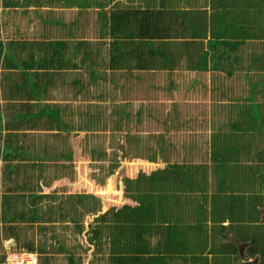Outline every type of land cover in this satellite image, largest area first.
<instances>
[{"label":"crops","instance_id":"crops-1","mask_svg":"<svg viewBox=\"0 0 264 264\" xmlns=\"http://www.w3.org/2000/svg\"><path fill=\"white\" fill-rule=\"evenodd\" d=\"M112 10L129 14L134 24L119 21L121 23L118 22L111 30L109 14ZM218 10H222L221 6L218 9L212 0H0V264H8L5 260L11 253L35 256L36 264H54V255L58 253L67 260V264H71V259L75 258L73 252H65L63 246L54 245L58 242L57 235L63 234L61 226L65 225L58 221L70 218L59 212L67 210L64 201H70L75 210L81 212L83 201L80 204L79 200L83 194L76 186L83 177L82 166L90 168L89 164L94 167L93 164L99 165L101 162L99 157L93 155L82 157L76 154L75 148L85 146V142L90 141L85 133L100 129V115L103 112L106 111L109 121L110 116L114 118L117 115L113 114L112 109L119 108L125 113V108L129 107L125 98L118 94L117 85L129 83L134 88L131 96L134 95L135 100L132 103L129 101L130 106L141 102L146 96L151 100H164L168 94L173 98L188 100L208 98L207 104L211 107L209 118H199L197 125L193 117L195 124L192 128H186V122L181 117L182 109L177 102H173V110L169 113L157 109V113L166 117L170 115L171 119H161L154 129L145 125L133 129V124L127 127L122 125L118 129L114 126L109 128L107 124L103 126L102 131L122 132L127 138L150 135L149 148H153L155 137L162 140L160 146L164 148L178 146L181 149L180 161L167 160V151L156 152L158 155H153L150 160L135 157L138 160L135 164L139 165L136 168L145 175L155 171L157 177L163 174L168 177L173 173L176 169L170 167L172 164L210 165L212 133L219 132L228 139L227 133L234 131L226 127L225 121L228 104L234 103L229 90L235 91L236 96L249 95L251 100L256 98L264 103V92L260 91L262 86L255 81L250 62L245 64V68H248L245 74L249 75L247 81L245 74L243 79L233 75L232 79L238 80L237 84L233 80L226 84L222 76H217L219 73L228 76L223 67H216L214 52L221 51L223 47L219 41L223 43L225 38L230 37L225 35L226 29L239 28L241 24H235L232 12ZM136 32L143 34V37H138ZM131 33L136 36H129ZM217 34L219 41L215 38ZM254 41L245 38L238 42L235 53L240 58L234 64L233 71L242 65L239 48L242 50L243 46L250 44L252 47ZM213 42L216 43L214 47L211 46ZM133 52L138 57V63L137 58L132 59ZM213 76H217V79L214 80ZM201 111L204 112L203 109ZM88 118L98 120V124L83 125ZM126 122L129 123V120ZM168 132L178 136L176 142L163 137ZM240 132L244 134L239 136L237 142L247 139L251 140L253 146L264 145V138L258 135L257 124L249 118L243 117L236 133ZM123 141L124 144V138ZM200 143L206 144L208 149L203 151V158L197 159ZM149 153L152 155V152ZM247 158L238 155L236 162L250 164L254 161L251 154ZM74 162L78 163L80 171L74 168ZM129 168L126 165L125 176L130 173ZM207 168L206 177L210 180L212 169L210 166ZM157 183L156 189L146 188L140 193L146 192L152 196L154 192L158 194V199L159 196H171L173 201L169 204L174 202L173 206L184 203L180 194H188L191 195V202L189 197H184L188 212L184 217L176 214L161 223L154 220V225L168 228L160 229V233L150 232V243L163 235L170 237L167 232L171 237H177L178 226L190 228L197 225L202 226L204 231L199 236L205 237V240L209 237V242L213 240L223 245L246 243L241 237L242 233L238 234L235 230L231 233L225 227L227 219L211 220L209 198L205 199V203L198 198L205 212L203 218L198 217L190 214L191 210H195L192 205L194 194H199L198 191L188 189L183 192L178 187L165 186L164 181ZM205 192L209 193V189ZM31 194L36 197H31ZM59 194L64 195L63 199L54 196ZM121 194V201L115 204L110 202L109 207L113 210L122 203L134 204L123 192ZM177 199H180L179 202ZM51 200L56 202L52 203ZM104 209L106 212L110 210L107 205ZM52 211L58 212L57 219L60 220L52 219L56 218ZM105 215L108 221L106 225L112 224V219L108 220L109 214ZM73 225L77 227L78 222ZM190 233L188 230V236L185 234L184 239L187 240ZM102 237L110 239L107 235ZM171 241L177 243L179 240ZM52 244L59 249L58 253L51 250ZM170 248L167 252H161V257L169 260L165 264H179L182 260L188 264L187 261H191L189 253H181L179 248L175 250L173 246ZM208 250L205 246L200 252L202 264H206V259L211 257V254H207ZM186 251H189L188 246ZM142 255L145 258L148 253L143 252Z\"/></svg>","mask_w":264,"mask_h":264},{"label":"rangeland","instance_id":"rangeland-1","mask_svg":"<svg viewBox=\"0 0 264 264\" xmlns=\"http://www.w3.org/2000/svg\"><path fill=\"white\" fill-rule=\"evenodd\" d=\"M239 52L241 56L243 57L242 65H239V67H236L237 70L235 69V71H233L230 76L225 77V73L217 74L218 77L222 76L224 80H226V84L228 83V81H232V80L235 83L238 82V80L232 79L233 75H236L238 79L240 77H242L243 79V74H245L248 71V68H245V64L247 65V63L249 62L248 53L251 52V45L243 46L242 50L240 47ZM217 76L216 78H214L213 76L214 80L217 79ZM206 80H208V77H206ZM120 85H117L116 88L117 89L119 88L118 94L122 96L123 98H125V100L128 102L127 105L129 107L125 108L126 112L125 113L122 112V110H120L119 108L112 109L113 114H117V115H115L114 118L110 116L109 121H108V114H105L106 111L103 112L102 116L100 115L101 117L99 121V125L101 126L100 129H98V131H95V132L85 133L86 136L87 135L89 136L90 141L85 142V146H82V143H81L80 146L82 147L75 148L76 154H79L82 157H92L91 155H93L94 157H99L101 162L99 163V165L93 164L94 167L91 166V164H89L90 168L89 167L87 168L84 164H83L84 166H82L83 172L81 173H83V177H82V180L77 182L78 185L76 186V188L80 189L83 194L82 198L79 200L80 204H81V201H83V204L81 205L82 207L81 212L75 210V206L70 201H64V202L62 201L63 203H67V205H65L67 207V210H63V211L60 210L59 214L60 215L64 214L66 215V217H70L73 220H71L70 218L69 219L67 218L68 220L66 218H63L62 219L63 221H58L59 223L65 224V225L61 226L60 228L62 229L63 234L57 235L56 233L58 242L54 243V245L63 246V248H65V252L70 251L74 253L75 258L71 259V264H112L111 263L112 255L109 256L110 254H112L111 251L115 249L118 252V250L121 248L120 245L122 246L123 243L115 239V238H119V233L116 230L112 228L110 229L108 226H106V221H107L106 216H105L106 210L105 209L102 210V208H105V205H107V207L109 208L110 202L112 204H115L121 201L122 199L120 197V194L122 192L127 199L136 198L133 201L134 205H130L126 203H122L120 205V208L122 209H119L120 212L117 216L120 219L125 217L123 220L126 221V223H130V219L132 220L135 218V215H136L135 212L141 211L140 209H137V208H141V207H137L136 205L139 203H141L140 205L142 206V210L147 211V212H144V211L141 212L142 215H144L145 213V216L147 214H150V216L151 215L156 216L157 215L156 208L158 209L162 208L165 210L167 209L169 211L170 208H172L173 210L174 209L173 207H175L173 206V203L172 205L169 204L170 201H173L171 200L172 198L171 196H168V195L159 196L160 199H158L157 198L158 194H154V192L151 193L152 194L151 196L150 194H146V192L140 193V190L142 189H132V190L129 189L130 191L129 190L125 191L121 187L122 181L124 180L123 177L125 176L124 173H125L126 165L130 166L129 175H132L133 172H137L136 170H138V168H136L135 166H139V165L135 164L138 161L136 158L150 160L151 153L149 152H152V149L156 147L154 146L156 145V143L160 145V143L158 142L159 138L158 139L157 137L153 138V142H154L153 148L152 147L149 148L147 147V145L149 141L151 140L150 135L143 136V137L132 135L131 138H127V136H125L124 133L122 132L114 133L109 130L102 131L103 126L107 124V127L109 126V128L114 126L116 129H118L120 126L122 127V125L127 127L129 124L131 125L133 124L132 125L133 129H138L137 127L142 128L144 125L146 126V128L154 129L156 128L155 124H160L161 119H165V120L171 119L170 115L166 117L165 115L163 116L161 113H157L158 112L157 109L159 110V108H161L162 110H164V112L169 113L170 111L173 110V107H172L173 102L175 103L177 102V105L179 103V106L181 107L182 112H183L181 114V117L186 122L185 123L186 128H192L191 126L195 124L192 121L193 117H195L196 123L197 121H200L199 118H201L202 120L204 118L205 119L209 118V114H210L209 110L211 107L210 108L208 107L209 106L207 104L208 98L207 100L206 99L188 100V98L187 99L173 98L171 94H168V97L164 98V100H157V99L151 100V99H147V96H146L142 99L141 102H135L133 103L132 106H130V102L132 103L135 100V98L133 97L134 95L131 96V92L133 91L134 88L133 87L131 88L129 86L130 85L129 83H126V84L122 83ZM138 103H142V104H138ZM202 109L204 110V112L201 111ZM196 112H202V113L197 114ZM85 117L87 118V116ZM156 118H159V119H156ZM83 119L85 120V118ZM125 120H129V123L128 122L125 123ZM88 124H90L91 126L93 125L95 126V124L96 125L98 124V120L88 118L86 120V124L83 121V125L86 126ZM198 124L199 122L197 123V125ZM202 124H206V123H202ZM256 124H257V131L259 133L258 135H261V137L264 138V119L260 117V115L257 117ZM165 133L164 135L163 134L162 135L163 137L165 136L164 138L166 140H169L171 142L177 141L178 136L176 137L174 133L172 134L168 132L167 135H165ZM186 134L188 133L186 132ZM123 138L125 139L124 144H123L124 142ZM263 146L264 145L260 147L262 148ZM207 149L208 147L206 144L200 143V146L198 149L199 155L197 159L203 158L204 157L202 155L203 151ZM164 151L168 152V153H165L167 160H173V161L179 160L180 161L179 154L181 153V149H179L178 146L172 149L164 148ZM155 155H158V154H155ZM258 157L264 160V151H262L260 156L258 155ZM79 162L80 161H78V163ZM74 163H75L74 168L80 171L77 166L78 163L77 164L76 162ZM143 166H145V163H143ZM147 166L148 165H146V167ZM127 172H129L128 169H127ZM76 179L77 177L74 180ZM220 182H221V185L227 189L229 181L227 179H224V180H221ZM123 183L125 182L123 181ZM236 184H237L236 190H233L231 192L224 190V192L221 191L222 194L227 195L233 192H237V193H233V195L240 193L239 196L244 195V202L246 201L248 202H247L246 207L241 206V209L238 211L239 214H237V215H240L238 216L239 217L238 219H239V223L241 224L232 225L231 227H229V231L232 233V230H235L234 232H237L238 234L243 233V236L246 234V236L244 237H248V235L251 234L250 236H253L256 240H259V241H254L252 245L253 247H256L255 248L256 252H254V254H247L245 252V248H246L245 245L248 244L249 242L248 240H250L249 238L244 239L246 243H243V244L229 243V244L223 245L220 243H214L213 240H210L209 242L208 241L209 237H207L205 240V237L199 236V234L195 233V231L198 233L203 231V227L202 226L200 227L197 225L196 227H190V228L188 227L187 229L191 232L189 237L187 238V240L183 238L185 240L184 243H180V244L177 243V245L174 248L175 250L179 248L180 250L178 251H180L181 253H189L190 255L189 257L191 261H187L188 264L204 263L202 261L203 257L200 256V252L203 251L205 246L207 249H209L207 251V254L208 253L211 254V257L206 259V264H262L260 262L259 255L262 256V254L260 253L261 247H262L261 241H264V212L262 211V209H264V166L257 165V167H254V169L251 168L250 166L242 167V169L240 170L239 182H237ZM58 185L59 183L55 186H58ZM21 186H22V182H21ZM98 186L104 189L100 190ZM155 186L158 187L157 182L149 181V185H148V181H147V185H145L144 187L148 189L151 187L150 189H153ZM141 187L143 188V186ZM169 187H170V184H169ZM218 195L220 197H224L221 194H218ZM54 196L55 197L58 196L57 198H62L64 195L59 194V195H54ZM31 197H34L33 194H31ZM231 198H235V197L231 196ZM51 202L53 203L56 201L51 200ZM97 206L98 208L99 206L101 208L98 209ZM166 206L168 207L171 206V207L164 208ZM256 206H258L259 208L258 209L255 208ZM98 210H101V211H98ZM124 211L126 212L127 215H125ZM132 211H133V214H131ZM52 213L56 215V218H52V219H55V221L60 220V219H57L59 215L58 212L52 211ZM106 213L109 214L108 220L116 218L115 214L112 215L113 213L111 210L107 211ZM143 219L145 220L148 218L143 217ZM212 221H219V220H212ZM77 222H78V226L73 227L74 226L73 223H77ZM199 223H200V220L198 221V224ZM144 229L146 230V228ZM177 229L181 230L182 227L178 226ZM81 230L82 232L81 234H79ZM133 231L134 230H132L131 225H130L129 229H125V232H124L125 235L123 234V237L126 240L128 238L134 237L135 233H133ZM76 232H78V236L76 235L77 234ZM92 232L95 235H92L91 234ZM83 233L86 236V238H88L89 243H85V241L83 240L82 238ZM103 235L110 236V239H108L107 237L105 238L102 237ZM54 239H55V236H54ZM114 239H115V243H113ZM151 241H154V239H152ZM54 245L52 244L53 247H50V248L52 251L54 252L57 251L58 253L59 249L56 248ZM187 246L189 247V251H186ZM231 246L235 248L237 247V251H238L237 255L234 252L230 251V248H232ZM198 248H200L199 251H197ZM195 251L197 252L195 253ZM117 252H115V254ZM120 253L123 254L122 252ZM58 254L54 255V264H67V260H65L63 256H61L60 254L59 255ZM254 257L256 259L258 258L257 262L253 259ZM160 260L162 261V263L163 262L166 263L167 261H169L168 258H165V259L162 258ZM5 261L13 262V257L8 255ZM180 262L181 263L179 264H186L184 260ZM141 263L152 264L153 261L148 262L146 257L145 258L141 257L140 262L137 264H141ZM116 264H127V263L117 262ZM154 264L156 263L154 262Z\"/></svg>","mask_w":264,"mask_h":264},{"label":"trees","instance_id":"trees-1","mask_svg":"<svg viewBox=\"0 0 264 264\" xmlns=\"http://www.w3.org/2000/svg\"><path fill=\"white\" fill-rule=\"evenodd\" d=\"M212 2L213 5L216 6L218 9L221 6L222 10H218L219 12H224V11L232 12L234 14L235 24L237 26L241 22L239 28L226 29L225 35H227L228 37L229 36L232 37L233 40H230V37L227 39L225 38V41L222 43L221 40L219 41L218 34L217 36L215 35V38L224 47V48L222 47L221 51L219 50L217 52L216 51L214 52L216 58L215 60L216 67H223V70L226 72V75L230 76L235 67L234 64L240 58L235 53V51L237 50V46L239 44L238 42H240V40H243L245 38L255 39V41L252 43L251 52L248 53L249 62L250 64L253 65V67L252 65L251 67L254 69L255 81L261 84L262 88L260 89V91L264 92V0H212ZM135 16L136 13L134 14V17ZM109 17H110L111 30L115 29L114 25H117L119 21L126 23L134 22V20H131L132 17H129V14L125 13L124 11L117 12L112 10L109 14ZM196 19L197 18L195 17V20ZM217 32L218 31L216 30V33ZM135 34L138 37H143V34L139 35L138 32H136ZM135 34L131 33L129 36H133ZM153 34L154 32L152 33V35ZM215 44L216 43L213 42L211 43V46L214 47ZM131 56L132 59L137 58L136 63H138V57L135 55L134 52ZM163 61H167V59H164ZM161 64L163 63L161 62ZM244 76L246 79L245 81H247L249 75L245 74ZM229 93L232 94L231 96L233 97L234 103L230 102L228 104V108L225 111V116H226L225 121H226V127H228L229 130L232 129L234 131L227 133L228 139H225L224 137L226 136L224 135L222 136V134L219 132L212 133L210 146H209V155H210L209 158L211 160L210 165H207L206 163L172 164L170 167L171 168L175 167L176 170H174L173 173H170L168 177L165 176L162 173V171L160 172L163 174L162 177H157L155 171H150V173L145 175L138 169L137 172L133 173L132 175L127 174V176L123 177L124 178L123 181L125 183H123L122 181V189L125 191L129 189L131 190L146 189V187L144 186L147 185V181H148V185H149V181H154V182L164 181V183H166L165 186H169L170 184L171 187L173 188L178 187L179 189H182L183 192H187L188 189H192L198 191L199 194H194L195 199H194V205L192 206L195 207L193 208L195 210L194 211L191 210L190 214L194 213L198 217L203 218L205 212H204V207L201 203H205L204 202L205 199L209 198L210 207H211V212H210L211 220H216L221 218L227 219L228 224L227 226H225L226 228H229L234 224H241L239 223V219H238L239 218L238 216L240 215L237 214H239L238 211L241 209V206L243 207L247 206L248 201L244 202V196H239L240 194L233 195V193H237V192L224 195L222 194L221 191L224 192V190H226L228 192H231L237 189L236 183L239 182L240 170L242 169V167L250 166L251 168L254 169V167H257V165L264 166V160L258 157V155L260 156L261 152L264 151V148L263 147L261 148L260 146L256 147V145L253 146L251 140L247 141V139L243 142L240 141L237 142L239 136L244 133L242 132H240L239 134L236 133L237 130L239 129L243 117L249 118L250 121L254 123H256L257 117L259 115L264 119V103L262 101L259 102L258 100H256V98L251 100V97L249 95H248L249 97L248 96L239 97L236 96L235 91L230 92V90ZM241 110H245V111L242 112ZM213 123H215V121H213ZM158 142L160 143L162 142V140L159 139ZM163 151H164V146L163 145L160 146L157 144V146L152 149V155L150 156V159L153 158V155H155L156 152L160 154L163 153ZM241 154L245 159H248L247 156L251 154L252 157L254 158V161L251 162L250 164H246V163L240 164L236 162L238 155L240 157ZM208 166H210L212 169V172H210L211 173L210 180H207L206 177L207 175L206 170L208 169L207 168ZM224 179H227L229 181L227 189L224 188L220 182L221 180ZM141 186H143V188ZM156 188L157 186H155L153 189ZM208 189H209V193L205 192ZM218 194H221L224 197H220ZM180 196L181 198H183L184 203L187 202L186 201L187 197H189L191 202V195L180 194ZM180 196L178 198H180ZM231 196L235 198H231ZM184 197H186V199H184ZM198 198L202 200L201 203L198 201ZM134 199L130 198L129 200L134 201ZM179 200L177 199L178 202ZM171 203L174 204V202ZM184 203L181 205H175V207H173L174 208L173 210L172 208H170L171 207L170 206L169 211L167 209L165 210L162 208L156 209V214H157L156 216L154 215L150 216V214H147L148 216L147 215L145 216V213L144 215H142L141 212H143L144 210H142V206L140 205L141 203L139 204L135 203L137 207H141V208H137L140 209L141 211L135 212L136 214L135 218L132 220L130 219V223H126V221L123 220L125 217L120 219L117 216L120 212L119 209L122 208L118 207L116 208V210H113V208L109 207V209L113 213L112 215L115 214L116 218L112 219L113 221L112 224L110 225L107 224L106 226H108L110 229L112 228L116 230L119 233V238H115V239L123 243L122 246L119 244L121 248L118 250V252L115 249L111 251L112 254L109 255V256L112 255L111 263L116 264L118 262V263H127V264H134V263L137 264L140 262V258L143 256L142 253L145 252L148 253V256H146L148 262L153 261L152 264H154V262L156 264H165L164 262L162 263V261L160 260L162 259L161 252H167L169 249H171L170 248L171 246L175 247L177 243L178 244L184 243L185 240L183 238L185 234L187 235V227L181 226L182 229L177 230L178 234H180V235L177 234V237H171V234L167 232L168 235H170V237L167 236L165 237L163 235L161 238H159V240H157L154 243H150L148 239L149 238L148 235L150 232L158 233L160 229L163 231L168 228L163 225L160 226L154 225L153 224L154 220L158 221V223L159 222L161 223L162 220H168L170 217H173L179 213L182 214V216L180 217H184L185 215H187L188 213L186 211L187 206L186 205L184 206ZM124 213L125 215H127L125 211ZM131 214H133V211L131 212ZM143 217L148 219L144 220ZM130 225L132 230H134L133 233H135V236L132 238H128L126 240L123 237V234L125 232V229H129ZM144 228H146V230ZM195 233L197 234L202 233L203 235L204 231H201L199 233L195 231ZM91 234L95 235L93 232ZM250 235H248V237H244L246 236V234L243 236L242 233L241 237L242 239H247V238L250 239L248 240L249 241L248 244H246L245 252L247 254H254V252H256L255 250L256 247H253L252 245L254 241H259V240H256L253 236ZM82 238L85 241V243H89V240L88 238H86L84 233L82 235ZM177 238L179 240L177 241V243L171 241V240L174 241ZM115 239L113 243H115ZM261 242H262L261 243L262 247L260 253L262 254V256L259 255V257H260V262L263 263L264 241ZM231 247L232 248H230V251L234 252L237 255L238 252L236 248L233 246ZM115 252L117 253L115 254ZM120 252H122L123 254H121Z\"/></svg>","mask_w":264,"mask_h":264},{"label":"built area","instance_id":"built-area-1","mask_svg":"<svg viewBox=\"0 0 264 264\" xmlns=\"http://www.w3.org/2000/svg\"><path fill=\"white\" fill-rule=\"evenodd\" d=\"M11 257H13V262H11V263H14V264H19L22 262H26L28 264H35V262H36V258L32 255L23 256V255H19V254H13V255H11Z\"/></svg>","mask_w":264,"mask_h":264},{"label":"clouds","instance_id":"clouds-1","mask_svg":"<svg viewBox=\"0 0 264 264\" xmlns=\"http://www.w3.org/2000/svg\"><path fill=\"white\" fill-rule=\"evenodd\" d=\"M13 254H16V253H11V254H9V256H11V255H13ZM19 255H22V254H19ZM35 257V256H34ZM36 258V257H35ZM8 264H14V263H11V262H7ZM23 263H26V262H22V263H19V264H23ZM28 264V263H27ZM35 264H36V262H35Z\"/></svg>","mask_w":264,"mask_h":264},{"label":"flooded vegetation","instance_id":"flooded-vegetation-1","mask_svg":"<svg viewBox=\"0 0 264 264\" xmlns=\"http://www.w3.org/2000/svg\"><path fill=\"white\" fill-rule=\"evenodd\" d=\"M262 211L264 212V209H262ZM244 246V245H243ZM236 250H237V247H236ZM238 252V251H237ZM256 262H257V260H258V258L256 259L255 257L253 258ZM264 263V262H263ZM262 263V264H263Z\"/></svg>","mask_w":264,"mask_h":264}]
</instances>
